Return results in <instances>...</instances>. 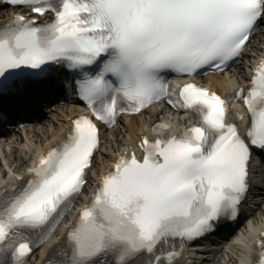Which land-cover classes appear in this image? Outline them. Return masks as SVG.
I'll use <instances>...</instances> for the list:
<instances>
[{"label":"snow or ice","instance_id":"snow-or-ice-1","mask_svg":"<svg viewBox=\"0 0 264 264\" xmlns=\"http://www.w3.org/2000/svg\"><path fill=\"white\" fill-rule=\"evenodd\" d=\"M8 3L54 18L18 14L0 25V95L63 65L73 70L67 87L90 114L39 156L22 186L0 191V264H27L59 228L101 142L97 121L110 126L161 101L198 113L200 122L170 136L145 134L143 155L134 148L120 155L47 264H178L185 242L237 217L250 188L251 146L264 148V61L250 88L227 96L195 81L170 89L168 74L227 68L264 20V0ZM233 100L251 116L244 134L229 116ZM256 264H264V238Z\"/></svg>","mask_w":264,"mask_h":264},{"label":"bare ground","instance_id":"bare-ground-1","mask_svg":"<svg viewBox=\"0 0 264 264\" xmlns=\"http://www.w3.org/2000/svg\"><path fill=\"white\" fill-rule=\"evenodd\" d=\"M243 75H245V74H243ZM234 77H237V76L235 75ZM208 78H209L208 84L212 85L218 91H227L231 87V85H229L231 80L228 79L226 76L210 74V75H208ZM70 109L73 111V106L70 107ZM153 110H154V108L151 107L149 112H148V115H147L148 116L147 121L145 122L147 124V130L148 131L154 129V131L165 132V131H168L169 128H171L172 130H175V128L176 129L178 128V125L180 124L179 117L177 116L178 114H174L173 112H171L167 109L156 111L158 113H156V112L153 113ZM72 111L70 112V115H73ZM171 114H173V115L171 116ZM176 116H177V118H176ZM154 117H155V119H154ZM153 119H154V121H157L154 128H152L153 122H151ZM190 119L193 120L192 118H190ZM127 120H128V126H129V128H127V130L129 131L130 139H135L136 136L140 135V131H141V129H143L144 124L141 123V121L135 117H129V118H127ZM51 124H53V123L51 122ZM165 125H171V127H165ZM54 132L55 131L53 129L52 134H54ZM111 132H110L109 136H111ZM61 136H62V134H60L58 136V138ZM123 140H125V138H123ZM128 140L129 139H126L123 142L124 145H126V143H128ZM102 155H103V153L98 156V159H101ZM109 155H108V157H109ZM108 157H106L105 160H107ZM30 159H31V156H28V153H26L24 157H17L13 161H15V162L20 161L21 164L25 168L26 166H29L31 164V162L34 160V157L32 158V160H30ZM101 160H102V162L105 161L104 159H101ZM107 165L108 164L103 163L102 170H104L105 167H107ZM95 166H96L95 171H98L97 170V169H99L98 161L96 162ZM254 222L257 223L256 219H254ZM254 231H255V228H254ZM240 241L242 242L240 249L243 250V248H244V251L246 249L245 253L241 254L240 258H239L241 261V264H243L245 262V259L247 258L248 252L252 248V244H251V240L249 239V235L245 236L244 238H241ZM236 262H237V264H239L238 260H236Z\"/></svg>","mask_w":264,"mask_h":264},{"label":"rangeland","instance_id":"rangeland-1","mask_svg":"<svg viewBox=\"0 0 264 264\" xmlns=\"http://www.w3.org/2000/svg\"><path fill=\"white\" fill-rule=\"evenodd\" d=\"M261 42V43H259ZM264 42V38H259L256 40L255 42V46L256 47H260L262 46L261 44ZM56 115H51L50 117H48L47 119H45L43 121V123H39V125L35 126H31L29 127V131L33 132V135L37 138V140L40 139H46L48 137H51L50 134L52 132L53 129L57 128V126L59 125L60 122H62V115L58 112L55 113ZM51 122L53 124H51ZM124 128L122 127V125L119 126V128L116 131L112 132V136H111V142L110 144L115 146L117 145L119 142H121V139L124 136ZM118 139V140H117ZM15 158V156H17L16 152H12L8 155L7 159H9V157ZM21 157H24V155H19ZM7 159L2 160L0 158V165L3 164L2 162L4 161V163H8ZM261 216H263V214H258L257 217L261 218ZM239 252L240 250L236 249L235 251H233V254L227 256H225L218 264H236V259L239 258ZM231 258V259H230Z\"/></svg>","mask_w":264,"mask_h":264}]
</instances>
